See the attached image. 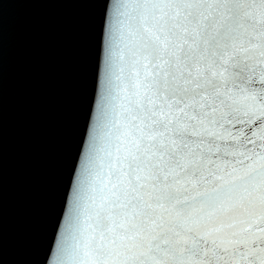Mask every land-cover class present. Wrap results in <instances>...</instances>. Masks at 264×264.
Instances as JSON below:
<instances>
[{"label":"snow or ice","instance_id":"6c2138e0","mask_svg":"<svg viewBox=\"0 0 264 264\" xmlns=\"http://www.w3.org/2000/svg\"><path fill=\"white\" fill-rule=\"evenodd\" d=\"M58 264H264V0H110Z\"/></svg>","mask_w":264,"mask_h":264},{"label":"water","instance_id":"95a60500","mask_svg":"<svg viewBox=\"0 0 264 264\" xmlns=\"http://www.w3.org/2000/svg\"><path fill=\"white\" fill-rule=\"evenodd\" d=\"M110 0H0V264H58Z\"/></svg>","mask_w":264,"mask_h":264}]
</instances>
